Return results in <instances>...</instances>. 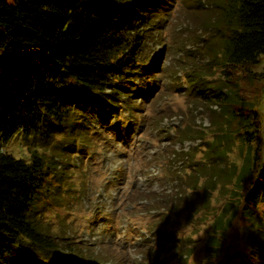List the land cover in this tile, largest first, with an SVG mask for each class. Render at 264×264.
<instances>
[{
  "label": "rangeland",
  "instance_id": "obj_1",
  "mask_svg": "<svg viewBox=\"0 0 264 264\" xmlns=\"http://www.w3.org/2000/svg\"><path fill=\"white\" fill-rule=\"evenodd\" d=\"M149 13L139 27L143 37L137 62L113 72L127 81L128 96L119 94L117 111L101 100L93 111L77 110L80 129L74 132L75 145L68 146L72 137L59 135L47 146L48 152L61 150V167L47 178L41 217L62 234L58 239L63 263L204 264L211 217L225 204L233 185L223 189L227 179L216 177L209 201L201 197L217 161L208 148L217 128L211 122L212 108L220 110L224 104L214 90L233 94L235 89L253 101L252 108H263L264 79H240L232 86L226 81L219 31L215 34L207 26L219 14L215 0H154ZM253 68L261 71L264 63ZM194 122L203 125L204 134L182 136L183 128ZM235 141L228 162L242 157ZM5 149L30 159L19 132ZM193 205L198 210L189 215ZM254 208L264 218V200ZM205 209L209 212L204 216ZM236 222L228 230L231 237H240L230 240L233 251L213 261L237 264L240 258L251 264L249 255L259 256L245 237L248 229L242 228L247 216L239 212ZM69 242L74 248L67 251ZM42 264L55 263L46 259Z\"/></svg>",
  "mask_w": 264,
  "mask_h": 264
},
{
  "label": "trees",
  "instance_id": "obj_2",
  "mask_svg": "<svg viewBox=\"0 0 264 264\" xmlns=\"http://www.w3.org/2000/svg\"><path fill=\"white\" fill-rule=\"evenodd\" d=\"M153 2L0 0V264H42L46 259L66 264L60 254L62 234L57 235L41 217L42 195L47 193L43 188L48 176L58 174L56 167H61L57 158L61 150L54 145L57 150L48 152L47 146L59 135L66 140L72 137L68 146L75 145L74 132L80 129L77 110L93 111L101 100L110 111H117L119 94L128 96L127 81L113 72L133 68L137 62L143 37L139 27L142 16H150ZM215 6L219 14L207 26L215 34L219 31L227 83L264 79V68H253L264 63V0H215ZM209 48L215 52L212 42ZM214 95L224 102L220 110L212 108L211 122L217 128L208 148L217 161L201 197L204 203L209 201L216 177L227 179L223 189L233 185L225 204L211 217L204 264H220L214 257L223 259L233 251L230 240L240 237H231L228 230L237 225L239 212L247 216L248 224L242 228L248 229L245 237L259 255H249V260L264 264V218L254 208L264 200V102L260 112L235 89L233 94L215 89ZM16 132L28 144L29 160L5 149ZM204 132L203 125L194 122L183 128L182 136ZM236 139L242 157L228 162ZM196 210L193 205L189 215ZM208 212L205 209L204 216ZM64 248L69 251L74 246L69 242Z\"/></svg>",
  "mask_w": 264,
  "mask_h": 264
}]
</instances>
